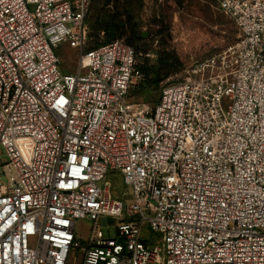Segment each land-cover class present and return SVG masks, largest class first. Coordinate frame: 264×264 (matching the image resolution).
I'll return each mask as SVG.
<instances>
[{
	"label": "built area",
	"instance_id": "1",
	"mask_svg": "<svg viewBox=\"0 0 264 264\" xmlns=\"http://www.w3.org/2000/svg\"><path fill=\"white\" fill-rule=\"evenodd\" d=\"M214 2L238 43L147 105L150 56L88 49L93 0H0V264H264V0Z\"/></svg>",
	"mask_w": 264,
	"mask_h": 264
},
{
	"label": "rangeland",
	"instance_id": "2",
	"mask_svg": "<svg viewBox=\"0 0 264 264\" xmlns=\"http://www.w3.org/2000/svg\"><path fill=\"white\" fill-rule=\"evenodd\" d=\"M117 17L127 26L135 25L139 30L143 41L136 48L144 56H150L148 67H157L159 58L165 54H171L182 66V70L158 87L152 84L153 77L148 76V82L131 96L132 103L154 105L163 85L188 78L187 71L194 65L226 52L239 41V31L233 21L219 11L214 0H94L86 18L88 47L125 41L121 36L113 37L101 29L110 27ZM56 54L61 73L75 74L79 53L61 46ZM114 187L119 198L131 194V189L125 188L120 179L114 181ZM108 222L105 226L102 220L98 221L103 237L118 239L117 223L111 219ZM92 229L93 223L78 221L76 236L81 246L88 243ZM77 259L78 254L73 252L71 262L76 264Z\"/></svg>",
	"mask_w": 264,
	"mask_h": 264
},
{
	"label": "trees",
	"instance_id": "3",
	"mask_svg": "<svg viewBox=\"0 0 264 264\" xmlns=\"http://www.w3.org/2000/svg\"><path fill=\"white\" fill-rule=\"evenodd\" d=\"M119 18L120 17L115 18L110 27L103 26L101 29H104V31L108 32V34L112 35L113 37H115V35L121 36L122 39H125L123 42L126 45L134 48L138 52L136 47L140 42L143 41L142 35L135 25L127 26L126 22L122 23ZM113 42L115 41H110L109 43L102 45H108ZM102 45H90L88 49H96ZM142 70L146 76V82L138 87V90L148 82V76L153 77L151 79L152 84L155 87H158L162 81L169 78L172 74H177L180 70H182V66L175 57L171 56V54H165L159 58L157 67H148V60H146L142 66ZM133 93H135V91Z\"/></svg>",
	"mask_w": 264,
	"mask_h": 264
}]
</instances>
